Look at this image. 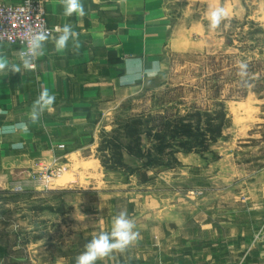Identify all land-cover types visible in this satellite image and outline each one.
I'll use <instances>...</instances> for the list:
<instances>
[{"label": "crops", "instance_id": "obj_1", "mask_svg": "<svg viewBox=\"0 0 264 264\" xmlns=\"http://www.w3.org/2000/svg\"><path fill=\"white\" fill-rule=\"evenodd\" d=\"M39 1L52 25H72L80 47L74 52L70 41L67 50L57 52L50 39L34 70L0 73V129L27 122L42 87L56 98L52 110L39 123H29L27 132L0 133V191L23 194L43 183L41 195H60V200L76 184L77 163L99 162L94 157L84 161L83 153L96 151L98 136L116 130L119 107L158 75L152 74L153 62L164 70L171 55L203 52L218 38L208 27L210 6L225 7L229 21L253 18L251 5L243 0H83V18L64 16L61 0ZM258 13L254 18L264 25V5ZM19 53L0 43V55L9 61L19 64ZM76 140L82 144L76 146ZM60 167L66 169L61 175ZM255 178L244 176L245 188L228 193L227 208L174 212L158 203L143 221L140 208L134 207L135 193L119 192V201L130 200L127 206L119 204V213L126 211L135 221L140 238L126 253L97 264H264V171ZM66 200L63 217L51 216L50 224L35 227L64 231L66 238L52 234L18 241L14 230L6 229L0 238V264H75L93 227L77 225L75 203ZM95 230L110 231L111 225Z\"/></svg>", "mask_w": 264, "mask_h": 264}, {"label": "rangeland", "instance_id": "obj_2", "mask_svg": "<svg viewBox=\"0 0 264 264\" xmlns=\"http://www.w3.org/2000/svg\"><path fill=\"white\" fill-rule=\"evenodd\" d=\"M243 1L253 18L224 21L203 52L171 55L165 69L119 107L117 131L98 136V149L83 153L84 161L99 162L76 164V184L64 199L41 195L43 183L23 194L0 191V238L6 229L18 241L66 238L64 231L35 227L63 217L67 198L75 203L77 225L93 227L94 235L98 225L112 224L119 204L130 202L119 201V192L135 193L143 221L158 203L174 212L227 208L229 194L245 188L244 176L256 180L264 171V25L254 15L264 0ZM240 61L248 64V86L237 75Z\"/></svg>", "mask_w": 264, "mask_h": 264}, {"label": "clouds", "instance_id": "obj_3", "mask_svg": "<svg viewBox=\"0 0 264 264\" xmlns=\"http://www.w3.org/2000/svg\"><path fill=\"white\" fill-rule=\"evenodd\" d=\"M63 6V15L71 17L77 15L83 18L87 11L83 0H61ZM228 11L223 6L209 7L207 12L208 27L210 30H217L221 24L227 20ZM56 35L44 27L39 30H29L23 36L25 49L19 53L20 63L16 64L8 60L5 55H0V73L6 75L11 73H21L22 70L32 71L36 67V61L45 54V48L49 40L54 45L57 52L65 51L69 48V42H72V50L79 51V34L73 30L72 25L64 24L62 27L55 28ZM237 75L242 84L248 86V64L238 62ZM152 74L156 75L163 71V66L159 62H153ZM55 95L47 88L42 87L36 100L33 102L31 111L28 114V121H20L13 125L0 129V133L10 134L14 132H27L29 123H39L45 111H51L55 103ZM14 147H19L14 145ZM85 217L81 215V220ZM140 238V233L136 230L135 221L130 218L126 211H121L113 217L111 230L101 231L93 235L84 245V250L75 257V264H97L98 261H104L106 258L115 254H124L134 246Z\"/></svg>", "mask_w": 264, "mask_h": 264}, {"label": "built area", "instance_id": "obj_4", "mask_svg": "<svg viewBox=\"0 0 264 264\" xmlns=\"http://www.w3.org/2000/svg\"><path fill=\"white\" fill-rule=\"evenodd\" d=\"M57 26L50 23L39 0L0 4V43L17 47L19 52L25 49L23 36L27 31L44 27L54 36Z\"/></svg>", "mask_w": 264, "mask_h": 264}]
</instances>
